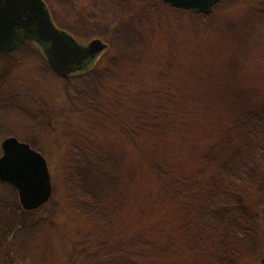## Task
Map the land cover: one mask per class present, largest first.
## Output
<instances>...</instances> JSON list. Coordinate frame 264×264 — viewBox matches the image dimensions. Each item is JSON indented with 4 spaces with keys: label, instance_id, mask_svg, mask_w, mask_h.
Here are the masks:
<instances>
[{
    "label": "rangeland",
    "instance_id": "1",
    "mask_svg": "<svg viewBox=\"0 0 264 264\" xmlns=\"http://www.w3.org/2000/svg\"><path fill=\"white\" fill-rule=\"evenodd\" d=\"M48 1L78 41L99 37L110 51L86 72L66 77L31 43L0 51V143L7 136L28 143L45 157L51 179L49 199L31 210L0 180V264H132L133 252L117 261L118 241L110 249L100 241L113 230L119 239H134L139 222L146 226L135 213L137 182H130L137 176V151L126 127L134 123L136 102L112 108L106 95L117 81L137 93L169 77L176 110L185 104L179 95L201 104L202 118L192 121L189 133L193 144L218 143L211 156L222 161L223 170L238 169L264 188V128L241 143L233 139L236 128L222 136L257 95L263 101L254 106L264 108V0H222L209 13L163 0H108L118 6L114 14L89 0ZM110 112L116 120L108 118ZM246 126L250 131L254 122ZM91 153L111 157L115 171L86 158ZM225 204L215 212L221 229L204 239L208 260L185 249L175 264H247L256 256L263 216L244 212L238 199ZM123 243L134 247L130 240ZM167 256L159 264H167Z\"/></svg>",
    "mask_w": 264,
    "mask_h": 264
},
{
    "label": "trees",
    "instance_id": "2",
    "mask_svg": "<svg viewBox=\"0 0 264 264\" xmlns=\"http://www.w3.org/2000/svg\"><path fill=\"white\" fill-rule=\"evenodd\" d=\"M89 5L101 10H113L112 14L118 7L108 0H89ZM50 9L55 23L61 26ZM109 51L110 46L100 54L92 67ZM131 65H128L129 69H132ZM135 79L137 83V77ZM165 80L158 86L152 85L148 91L140 89L137 93L129 92L127 85L117 81L106 95L113 109L123 107L124 110L126 104L130 105V99L136 102L133 107L134 123L126 127L129 137H134L133 147L137 151V176L132 174L130 182H137L135 213L146 224L139 222L136 227L138 236L134 239H119L115 230L101 236L100 241L107 249L113 246L112 242L118 241L122 255L117 261L127 259L129 252H133L132 258L128 257L132 264H159L163 255H168L165 259L167 264H175L179 263L181 257L184 259L185 249L192 255H204L208 260L210 244L204 239L221 229V225L215 222V212L222 211L227 206L225 202L229 203L231 198L239 200V207H243L244 212L254 209L264 218V188L255 187V183L252 185L245 173L238 169L223 170L222 161L211 156L214 145L218 143L207 142L202 147L193 144L189 133L193 128L192 121L202 118V111L198 109L201 104L179 95L181 101L184 98L185 104L181 111L176 110L170 97L169 77L165 76ZM256 100L261 103L262 95H257L249 106L239 110L222 136L228 137V132L236 128L233 139H238L239 143L245 141L244 135H250L249 132L257 137L260 128H264V125L261 126L264 123V108L257 110L253 104ZM114 116L116 114L110 112L108 118L116 120ZM247 120L254 122L250 131L247 130ZM235 142L234 145L237 144ZM86 158L109 172L115 171L114 161L107 155L91 153ZM143 173L144 180V176H141ZM260 232L262 248L247 264H264L260 260H264V224ZM98 238L96 235L95 242H98ZM127 240L134 242V247L127 248V244L123 243ZM108 254L112 252L105 254L106 261L111 259Z\"/></svg>",
    "mask_w": 264,
    "mask_h": 264
},
{
    "label": "water",
    "instance_id": "3",
    "mask_svg": "<svg viewBox=\"0 0 264 264\" xmlns=\"http://www.w3.org/2000/svg\"><path fill=\"white\" fill-rule=\"evenodd\" d=\"M163 1L177 8L209 13L220 0ZM25 40L33 41L52 70L62 77L86 71L108 47V43L99 37L80 42L57 26L45 0H0V51H9ZM0 146V180L17 190L24 209L38 208L51 195L45 157L15 136L3 138ZM20 155L38 160L41 165L39 172L22 170L15 162Z\"/></svg>",
    "mask_w": 264,
    "mask_h": 264
},
{
    "label": "snow or ice",
    "instance_id": "4",
    "mask_svg": "<svg viewBox=\"0 0 264 264\" xmlns=\"http://www.w3.org/2000/svg\"><path fill=\"white\" fill-rule=\"evenodd\" d=\"M15 162L19 165L22 170L30 169L36 173L39 172L41 166L38 160L33 159L28 155H20L18 158H16Z\"/></svg>",
    "mask_w": 264,
    "mask_h": 264
},
{
    "label": "flooded vegetation",
    "instance_id": "5",
    "mask_svg": "<svg viewBox=\"0 0 264 264\" xmlns=\"http://www.w3.org/2000/svg\"><path fill=\"white\" fill-rule=\"evenodd\" d=\"M22 43H31V44L34 45L36 48H38V50L41 52V50L39 49V47H38L33 41H31V40H25V41H22V42L18 43L14 48H12V49L9 50V51H12V50L16 49V48H17L20 44H22ZM41 54H42V52H41Z\"/></svg>",
    "mask_w": 264,
    "mask_h": 264
}]
</instances>
